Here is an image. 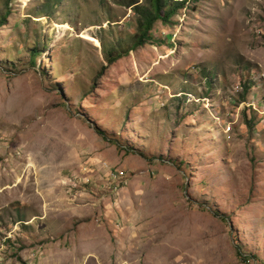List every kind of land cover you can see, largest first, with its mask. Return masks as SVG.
I'll return each instance as SVG.
<instances>
[{
  "label": "rangeland",
  "instance_id": "obj_1",
  "mask_svg": "<svg viewBox=\"0 0 264 264\" xmlns=\"http://www.w3.org/2000/svg\"><path fill=\"white\" fill-rule=\"evenodd\" d=\"M127 1L0 0V264H264V0Z\"/></svg>",
  "mask_w": 264,
  "mask_h": 264
},
{
  "label": "trees",
  "instance_id": "obj_2",
  "mask_svg": "<svg viewBox=\"0 0 264 264\" xmlns=\"http://www.w3.org/2000/svg\"><path fill=\"white\" fill-rule=\"evenodd\" d=\"M187 0H129L125 2L127 6H131L136 14V35L135 44H141L148 39H151L152 29L155 21L160 19L163 22H168L170 16L182 8ZM3 20H0V25L3 24ZM35 52V50H33ZM108 53V52H107ZM34 54V53H33ZM35 55V54H34ZM114 56L111 53L107 54V60L111 62L114 60ZM96 131L106 137L103 130L96 128ZM237 255L243 259V253L237 249Z\"/></svg>",
  "mask_w": 264,
  "mask_h": 264
},
{
  "label": "built area",
  "instance_id": "obj_3",
  "mask_svg": "<svg viewBox=\"0 0 264 264\" xmlns=\"http://www.w3.org/2000/svg\"><path fill=\"white\" fill-rule=\"evenodd\" d=\"M109 179L108 180H122L123 178H125V173H124V170H122V169H119V170H117V169H115V170H113V171H110L109 172Z\"/></svg>",
  "mask_w": 264,
  "mask_h": 264
}]
</instances>
